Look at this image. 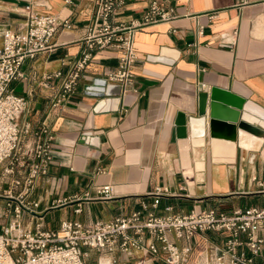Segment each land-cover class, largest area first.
Returning a JSON list of instances; mask_svg holds the SVG:
<instances>
[{"label": "crops", "instance_id": "1", "mask_svg": "<svg viewBox=\"0 0 264 264\" xmlns=\"http://www.w3.org/2000/svg\"><path fill=\"white\" fill-rule=\"evenodd\" d=\"M162 1L174 16L135 30L130 83L106 80L108 94L90 93L88 86L113 71L119 55L115 47L94 44V57L76 90L52 105L51 94L70 62L94 41L87 37L94 0H0V45L4 28L25 27L27 4L72 22V27L58 32L52 46L26 58L24 76L10 83L27 100L21 126L45 123L54 135L52 162L48 172L35 179L30 195L40 200L44 227H58L63 218L92 223L126 216L141 208L142 201L148 203L146 211L155 214L264 204V138L240 127L235 140L211 136L209 116L198 113L199 93L221 88L245 98L243 114L255 118L244 117L264 127V0ZM149 2L124 0L116 21L141 17ZM56 71L59 76L45 81L46 74ZM181 112L186 136L172 140ZM189 117L200 124L193 127ZM107 183L109 196L98 197L97 188ZM78 205L81 210L76 212ZM169 236L178 245L191 246L187 264L208 246H223L228 237L214 230L188 239L172 232ZM240 249L249 254L247 247ZM85 250L88 264H166L141 250L132 256L120 250ZM90 251L96 254L93 260ZM263 259L264 247L253 264H264Z\"/></svg>", "mask_w": 264, "mask_h": 264}, {"label": "built area", "instance_id": "2", "mask_svg": "<svg viewBox=\"0 0 264 264\" xmlns=\"http://www.w3.org/2000/svg\"><path fill=\"white\" fill-rule=\"evenodd\" d=\"M123 4L124 0H94L93 20L87 35L94 41L70 62L51 94L52 105L60 104L66 94L76 90L82 71L94 57V44L112 46L119 51L118 64L106 74V80L122 86L130 83L131 66L136 58L135 30L174 16L172 8L162 0H150L141 17L120 23L116 16ZM24 11L25 27L4 28L0 45V264H88L83 246L101 253L120 250L129 256L141 250L166 264H187L191 246L178 245L169 233L188 239L204 230L225 232L228 237L223 246H208L207 252L200 253L193 264H253L264 247V204L245 209L210 206L155 214L146 211L148 203L142 201L141 208L126 216L92 223L63 218L58 227H44L38 209L40 200L30 195L35 179L46 174L52 162L54 135L45 123L37 128L21 126L18 117L27 100L10 83L24 76L22 64L26 58L52 46L53 38L63 28L72 27V22L50 11H37L31 4L25 5ZM59 75L56 71L44 78L47 81ZM109 190L110 185L103 184L97 188V196L108 197ZM156 191L161 192L159 188ZM157 202L155 199L152 206ZM165 208L169 210L171 206ZM80 210V205L74 208L76 212ZM242 246L247 247L249 254L240 249ZM141 261L140 258L138 263Z\"/></svg>", "mask_w": 264, "mask_h": 264}, {"label": "water", "instance_id": "3", "mask_svg": "<svg viewBox=\"0 0 264 264\" xmlns=\"http://www.w3.org/2000/svg\"><path fill=\"white\" fill-rule=\"evenodd\" d=\"M87 89L96 96H104L109 93L106 79L102 77H96ZM244 102L245 98L221 88L212 87L209 92L199 93L198 113L203 117L209 116L208 125L211 136L235 140L237 127H240L264 138V127L254 124L244 117ZM188 120L192 123L193 119L189 117ZM175 124L172 140L176 136H186V119L182 112L178 114Z\"/></svg>", "mask_w": 264, "mask_h": 264}, {"label": "bare ground", "instance_id": "4", "mask_svg": "<svg viewBox=\"0 0 264 264\" xmlns=\"http://www.w3.org/2000/svg\"><path fill=\"white\" fill-rule=\"evenodd\" d=\"M252 110H255V111H260V109L257 107V106H249ZM244 116L245 117H247V118H255V116L254 115H252L251 113H248V112H245L244 113ZM264 123V122H263ZM200 123H199V121L198 120H195V119H193L192 120V125H193V127H195V126H197V125H199ZM184 139H180V144H181V147H185L186 146V144L184 143ZM250 145H252V146H256V144H250Z\"/></svg>", "mask_w": 264, "mask_h": 264}, {"label": "rangeland", "instance_id": "5", "mask_svg": "<svg viewBox=\"0 0 264 264\" xmlns=\"http://www.w3.org/2000/svg\"><path fill=\"white\" fill-rule=\"evenodd\" d=\"M24 113H26L27 114V102H26V107H25V109L20 113V115H19V117H18V120H20V118L22 117V116H24ZM0 173H1V169H0ZM1 175V174H0ZM3 186V185H2ZM5 186V185H4ZM83 249H88L87 247H84L83 246ZM95 252H93V251H90V253H89V258H90V260H93L94 258H95ZM94 264H95V262H94Z\"/></svg>", "mask_w": 264, "mask_h": 264}]
</instances>
